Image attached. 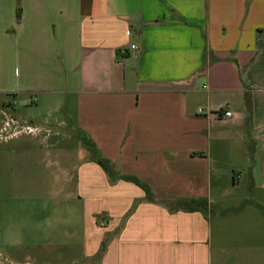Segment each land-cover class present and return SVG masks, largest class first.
Masks as SVG:
<instances>
[{"label":"crops","instance_id":"1","mask_svg":"<svg viewBox=\"0 0 264 264\" xmlns=\"http://www.w3.org/2000/svg\"><path fill=\"white\" fill-rule=\"evenodd\" d=\"M42 93L44 124L24 135L48 140L71 101L70 127L152 199L110 181L85 143L75 162L56 143L39 160L12 145L1 249L37 248L36 264H264V0H0V96ZM18 100L2 105L22 116ZM243 173L260 192L228 202ZM48 183L62 198L44 207ZM190 198L207 209L170 210Z\"/></svg>","mask_w":264,"mask_h":264},{"label":"rangeland","instance_id":"2","mask_svg":"<svg viewBox=\"0 0 264 264\" xmlns=\"http://www.w3.org/2000/svg\"><path fill=\"white\" fill-rule=\"evenodd\" d=\"M201 85V84H200ZM11 99L18 100L19 98L16 97L10 98V97H3L1 98L0 96V109L4 113L0 114V151L3 150H9V147L12 145H32L33 150L37 152V154L34 152L32 160L38 159L39 156L38 153L41 154V150L45 145H49L51 143H56L57 144V149L59 152H61V159L67 160L66 162H75L74 160L77 159L79 156V150H77L83 143L88 140L84 134L78 133L77 128H71L68 121L71 119L70 113H73V106L72 102L68 101L65 104L66 109H63L59 111L57 116L55 118L58 119H63L64 125H58V124H53V127L51 128V131L49 132V138L46 141H41V136H33V135H24V134H29L24 131L23 126L28 125L31 128L32 133H37L38 130L33 126V125H42L44 124V114H45V109H44V93L42 94H32V96L28 97V99L31 98V103L27 101L25 105L22 104L18 100L17 103L14 102L13 107L14 108H22L23 114L22 116L17 115L16 113H12V109L10 107H3L2 105V100L4 99ZM67 100V99H66ZM11 116V117H9ZM70 116V117H69ZM13 117V118H12ZM11 120V121H10ZM17 120V122H16ZM7 123V124H6ZM73 129V130H72ZM64 130V131H63ZM45 134V133H44ZM16 136V138H14ZM67 149V151H65ZM68 158V159H67ZM42 168H39L37 170L36 176H34L33 181H32V186L34 190H39L36 189L37 186H39L41 182V177L43 178L44 175V183L47 184L45 181L46 178H49L50 176L44 172H42ZM247 178V177H246ZM246 178L244 173L242 174V178L240 180V183L242 184V188L239 189H233L232 192L225 198L228 202H234L238 199V197L245 195L250 196V199H254L255 196L258 195L260 192V189L257 186H251L250 188L248 187L246 182ZM39 181V182H38ZM47 189L44 192V207L45 206H51L55 201L58 202L59 198L61 199L62 197L59 196L57 200H53L51 197L45 195V193L49 195L56 194L57 191L54 189V184L52 185L51 183H48ZM45 185V184H44ZM65 191L64 194H67L71 190V184H64ZM244 195V196H245ZM234 198V199H233ZM232 199V200H231ZM65 205H67L68 200H64ZM215 204L212 206L214 207ZM212 207V209H213ZM0 252L3 253L2 257L6 256L7 258H10V261L4 262L2 258H0V264H36L33 263L31 260V255H34L35 252H37V248H30L28 251H19L18 253L11 251L8 252L5 249L0 248ZM14 254V256L10 257L9 254ZM16 254V255H15ZM38 264V263H37ZM40 264V263H39ZM41 264H60L56 262H47L44 260Z\"/></svg>","mask_w":264,"mask_h":264},{"label":"trees","instance_id":"3","mask_svg":"<svg viewBox=\"0 0 264 264\" xmlns=\"http://www.w3.org/2000/svg\"><path fill=\"white\" fill-rule=\"evenodd\" d=\"M85 145L91 159L102 168L110 181L114 182L118 179L130 181L139 186L144 191L146 200L152 199L151 191L145 183L141 182L135 176L121 174L108 159L101 156L99 150L95 147L94 143H92L90 139L86 140ZM168 205L170 210H206L208 206L206 198L175 199L171 202H168Z\"/></svg>","mask_w":264,"mask_h":264},{"label":"built area","instance_id":"4","mask_svg":"<svg viewBox=\"0 0 264 264\" xmlns=\"http://www.w3.org/2000/svg\"><path fill=\"white\" fill-rule=\"evenodd\" d=\"M130 48L131 49H134L135 48V45H131ZM200 111H201V109L198 110V112H200ZM211 114L216 115V116L222 115L223 117H230V116H232V112L230 110H217V111H215V112H213ZM23 128H24V131L25 132H27V133H30L31 132V128L28 125L23 126Z\"/></svg>","mask_w":264,"mask_h":264}]
</instances>
